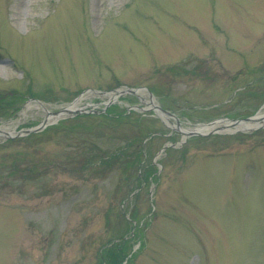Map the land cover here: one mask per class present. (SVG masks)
Here are the masks:
<instances>
[{
  "label": "rangeland",
  "instance_id": "rangeland-1",
  "mask_svg": "<svg viewBox=\"0 0 264 264\" xmlns=\"http://www.w3.org/2000/svg\"><path fill=\"white\" fill-rule=\"evenodd\" d=\"M124 87L177 122L146 91L53 114ZM2 97L4 133L49 124L0 136V264H110L120 238L114 264H264V127L178 131L264 112V0H0Z\"/></svg>",
  "mask_w": 264,
  "mask_h": 264
},
{
  "label": "water",
  "instance_id": "water-1",
  "mask_svg": "<svg viewBox=\"0 0 264 264\" xmlns=\"http://www.w3.org/2000/svg\"><path fill=\"white\" fill-rule=\"evenodd\" d=\"M141 91H146L147 92V96L148 99L150 101V104L152 105L153 110H155L158 113V116L161 119H164L166 117H172L173 119L176 120L175 116L166 111L161 109L159 106L155 105L153 102V95L151 94V92H149L146 88H128V87H124L122 89H115L112 90L110 93H102V92H95L92 90H86L83 93H81L72 104H74L75 102H77L79 99H81V95L84 94L85 92H90V93H94V94H102V95H107L108 99L106 103H103V107L106 108L107 106H109L112 103H115L116 100L124 95H133V96H137L139 92ZM85 113H89V111H87L85 109V106H81L79 108H74V109H69L68 107L62 109L59 112L53 113L54 115L58 116V119H62V118H66V117H71V116H75L78 114H85ZM177 122V120H176ZM48 118H45L42 120V122H40V124L36 127L30 128V129H26L23 131H18L16 133H13V135L11 136L10 133H4V135H6V138H13V137H20V136H25V135H29L31 133H37L40 132L41 130H43L47 125H48ZM178 124V123H177ZM248 126H246V125ZM242 125V126H241ZM205 126H208L209 129H200L198 130L197 128H194L193 130H183L179 128V132L182 134V136H184V139H187L189 137H205V136H209L212 134H216V133H221V132H226L229 131L230 128H234L237 130H245V131H252L261 127H264V113L261 115H253L244 119H236V120H227V119H219V120H215L212 121L209 124H206ZM241 126V127H238ZM228 129V130H227ZM181 143V142H180ZM172 147H174V144L171 145Z\"/></svg>",
  "mask_w": 264,
  "mask_h": 264
},
{
  "label": "trees",
  "instance_id": "trees-1",
  "mask_svg": "<svg viewBox=\"0 0 264 264\" xmlns=\"http://www.w3.org/2000/svg\"><path fill=\"white\" fill-rule=\"evenodd\" d=\"M4 97H2V98H0V101H4ZM4 103V102H3ZM12 106V105H11ZM8 107H10V106H8ZM0 109H1V111H0V113H2V110L3 111H5L6 109H8V108H6L5 106H3V104L0 102ZM14 109V108H13ZM13 109H11V110H13ZM118 111H121L120 110V108L116 105V104H113V105H110L109 107H108V109L105 111L106 112V114L103 112V113H101V115H106L107 117L109 116V115H114V114H116V112H118ZM126 112H128V110H124L123 111V113L122 114H124V116L125 117H128L129 116V113H127L126 114ZM85 116V115H84ZM74 119H78L79 118V116H75V117H73ZM72 118V119H73ZM69 120V119H68ZM114 121H117V119H113ZM133 141V140H132ZM128 144H130V142H128ZM123 157H122V154L120 153V151L118 150L117 152H109V154L107 155V157L105 158V159H103V156H102V158H101V162H99V164H105V165H107L108 163H109V161H110V163H118L121 159H122ZM151 168V167H150ZM146 171H147V174H146ZM144 175L148 178V177H150V173H149V171L148 170H144L143 171V174H142V178L144 177ZM139 179V178H138ZM121 217H122V222L124 223V230H125V228H128L129 227V224L131 223V222H129V221H127L126 220V218H125V216L123 217V214H121L120 215ZM129 217L132 219V220H135V213L133 212L132 214H130L129 215ZM129 232V231H128ZM127 232V233H128ZM126 241H123V240H121V238L118 240V244L117 245H115L114 244V246H109V247H107V249H106V251H107V253H109V252H112V259H111V261H110V264H114V261H115V259L117 258V257H122V256H124L125 254H124V246H126ZM116 252H115V251ZM121 250H122V256H121Z\"/></svg>",
  "mask_w": 264,
  "mask_h": 264
},
{
  "label": "bare ground",
  "instance_id": "bare-ground-1",
  "mask_svg": "<svg viewBox=\"0 0 264 264\" xmlns=\"http://www.w3.org/2000/svg\"><path fill=\"white\" fill-rule=\"evenodd\" d=\"M78 104V102H76L75 104H72V105H70V106H68V108L69 109H74L75 107H76V105ZM246 125V124H245ZM242 126V125H241ZM241 126H238V127H241ZM246 126H248V125H246ZM198 130H200V129H209V127L208 126H205V125H200V126H198V127H196ZM3 135V131L2 130H0V136H2Z\"/></svg>",
  "mask_w": 264,
  "mask_h": 264
}]
</instances>
